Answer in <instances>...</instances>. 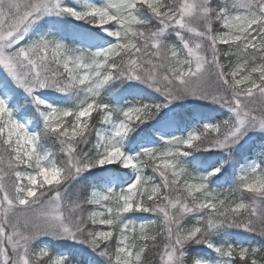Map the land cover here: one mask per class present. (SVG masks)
Instances as JSON below:
<instances>
[{
    "label": "snow or ice",
    "instance_id": "6c2138e0",
    "mask_svg": "<svg viewBox=\"0 0 264 264\" xmlns=\"http://www.w3.org/2000/svg\"><path fill=\"white\" fill-rule=\"evenodd\" d=\"M0 264H264V0H0Z\"/></svg>",
    "mask_w": 264,
    "mask_h": 264
},
{
    "label": "trees",
    "instance_id": "16d2710c",
    "mask_svg": "<svg viewBox=\"0 0 264 264\" xmlns=\"http://www.w3.org/2000/svg\"><path fill=\"white\" fill-rule=\"evenodd\" d=\"M55 150V149H54ZM83 259V258H82Z\"/></svg>",
    "mask_w": 264,
    "mask_h": 264
}]
</instances>
